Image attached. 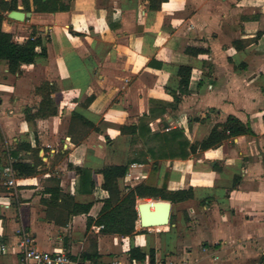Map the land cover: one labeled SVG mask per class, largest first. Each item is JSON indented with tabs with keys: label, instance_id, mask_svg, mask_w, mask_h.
Segmentation results:
<instances>
[{
	"label": "crops",
	"instance_id": "crops-1",
	"mask_svg": "<svg viewBox=\"0 0 264 264\" xmlns=\"http://www.w3.org/2000/svg\"><path fill=\"white\" fill-rule=\"evenodd\" d=\"M62 1L66 10L38 12L16 0L24 20L2 12L1 30L15 42L35 30L46 53L16 73L0 60V264H24L22 232L65 264H264V0ZM180 65L191 68L186 91ZM229 116L252 133L164 156L157 134L177 128L196 142ZM128 161L122 194L139 183L192 188L166 227L137 217L120 235L94 223L108 196L101 170ZM14 162L36 173L7 185L1 170ZM134 247L143 260L130 258Z\"/></svg>",
	"mask_w": 264,
	"mask_h": 264
},
{
	"label": "trees",
	"instance_id": "trees-1",
	"mask_svg": "<svg viewBox=\"0 0 264 264\" xmlns=\"http://www.w3.org/2000/svg\"><path fill=\"white\" fill-rule=\"evenodd\" d=\"M22 1L25 8L29 9V0ZM32 4L34 10L38 12H54L68 8V5L62 0H32ZM15 8L16 0H0V23L3 19L2 12ZM37 47H40L39 51L36 50ZM45 53L46 48L43 40L36 35L35 30L23 42H15L11 33L0 29V60L7 64L9 72H18L22 64L33 63L37 56ZM190 73L191 68L189 66H179L178 75L180 76L182 91H186ZM135 128L134 126L123 127L122 131L127 130L133 133ZM247 133H252L247 124L242 123L236 117L229 116L224 123L215 124L208 135L200 141L189 142L186 139H180L181 131L177 128L164 134H157V136H162L167 146V152L164 153V156L185 159L191 153L217 147L229 137ZM130 162L120 165H107L101 170L103 175L101 186L108 193V196L103 200L102 207L93 221L96 225L102 226L101 231L104 233L130 235L134 232V222L138 217L135 208L137 198L163 199L174 204L193 198L191 187L169 190L165 186L158 187L147 183H139L133 187H128L126 192L122 194L118 187V179L126 174ZM11 166L15 175H33L36 173V167L30 163L14 162ZM77 171H83V169L78 168ZM90 207V202L87 204L75 203L71 214L87 213ZM87 225H89V222ZM130 258L143 260L145 254L138 247H134L130 249Z\"/></svg>",
	"mask_w": 264,
	"mask_h": 264
},
{
	"label": "built area",
	"instance_id": "built-area-1",
	"mask_svg": "<svg viewBox=\"0 0 264 264\" xmlns=\"http://www.w3.org/2000/svg\"><path fill=\"white\" fill-rule=\"evenodd\" d=\"M1 174L5 180V184H15V172L11 164L5 165ZM100 228L102 226H99ZM18 246L23 254L24 264H65L69 263L70 258L61 252H48L40 250L35 246V239L29 232H22L18 241ZM84 264H126L120 258H113L110 261L96 262L86 261ZM156 264H189L186 261H178L177 259H162Z\"/></svg>",
	"mask_w": 264,
	"mask_h": 264
},
{
	"label": "water",
	"instance_id": "water-1",
	"mask_svg": "<svg viewBox=\"0 0 264 264\" xmlns=\"http://www.w3.org/2000/svg\"><path fill=\"white\" fill-rule=\"evenodd\" d=\"M30 12L13 9L7 16L15 20H24ZM1 167V166H0ZM139 225L143 228H152L168 225L170 223L171 201L163 199H150L137 202Z\"/></svg>",
	"mask_w": 264,
	"mask_h": 264
},
{
	"label": "bare ground",
	"instance_id": "bare-ground-1",
	"mask_svg": "<svg viewBox=\"0 0 264 264\" xmlns=\"http://www.w3.org/2000/svg\"><path fill=\"white\" fill-rule=\"evenodd\" d=\"M164 227H166V225H165ZM164 227H163V228H164ZM155 228L160 229V228H162V227H161V226H157V227H155Z\"/></svg>",
	"mask_w": 264,
	"mask_h": 264
},
{
	"label": "rangeland",
	"instance_id": "rangeland-1",
	"mask_svg": "<svg viewBox=\"0 0 264 264\" xmlns=\"http://www.w3.org/2000/svg\"><path fill=\"white\" fill-rule=\"evenodd\" d=\"M148 199H153V198H146V199H144V200H148ZM144 200H143V201H144Z\"/></svg>",
	"mask_w": 264,
	"mask_h": 264
}]
</instances>
